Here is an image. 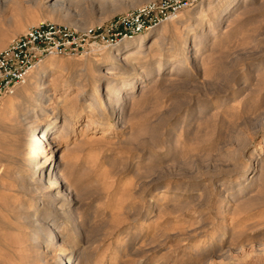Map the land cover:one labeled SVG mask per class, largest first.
<instances>
[{"label":"rangeland","instance_id":"obj_1","mask_svg":"<svg viewBox=\"0 0 264 264\" xmlns=\"http://www.w3.org/2000/svg\"><path fill=\"white\" fill-rule=\"evenodd\" d=\"M157 1L64 0L54 10L0 0V51L42 22L98 35L84 56L44 59L4 101L0 264H264V0H213L137 35L112 28ZM148 33L139 54L110 69L115 53ZM106 69L137 82L118 84ZM26 117L65 130L52 191L74 200L68 206L48 198ZM50 202L65 211L44 214ZM54 216L58 233L46 237L57 248L43 254L36 220Z\"/></svg>","mask_w":264,"mask_h":264},{"label":"built area","instance_id":"obj_2","mask_svg":"<svg viewBox=\"0 0 264 264\" xmlns=\"http://www.w3.org/2000/svg\"><path fill=\"white\" fill-rule=\"evenodd\" d=\"M213 0H159L112 24L124 35H137L149 25L178 17L187 9ZM97 30H77L67 25L42 22L14 37L0 51V115L4 101L49 57H81L97 45Z\"/></svg>","mask_w":264,"mask_h":264},{"label":"bare ground","instance_id":"obj_3","mask_svg":"<svg viewBox=\"0 0 264 264\" xmlns=\"http://www.w3.org/2000/svg\"><path fill=\"white\" fill-rule=\"evenodd\" d=\"M15 1L17 2V4H19V0H15ZM44 1H47L49 3L47 6L50 7V8H52V9H54V10L59 9L64 4V0H44ZM238 1L239 0H231L230 1V5L233 6L236 3H238ZM17 8H18V6H17ZM21 30H23V27L17 29L16 32H19ZM151 35H152L151 33L144 34L143 36H141L140 38H138L136 41L131 42V43L130 42L126 43L124 45L125 50L119 51L120 53H115V57L116 58L110 63V69H117V68H119L120 66H122V63L128 61L134 55L139 54L140 51H141V48H140L141 44L144 43ZM39 68L40 69L38 70V73L39 74L44 73L45 66H41ZM107 69H109V68H107ZM107 69H106V71H104L105 72V75H107L106 77H109L111 79H115L116 77H114L113 75H110L109 72L107 71ZM122 77H120V78L117 77L118 78V81H119V82H117L118 84L123 83V84L130 85V84H134V83L137 82V77H135V76H130L127 79L128 82H125ZM52 78L54 79V77H52ZM46 87H47V84L41 86V90H42L43 93L41 92L40 94L37 95V97H40L41 95H44V90H45ZM112 89H113V84L112 83H108V84H106L104 86V90L103 91H104L105 94H107ZM38 101H40V98L38 99ZM60 101H62V100H61L60 97H58L56 104H54V106H53L54 109H57L58 108V104H59L58 102H60ZM65 102H66V100H65ZM92 105H93V100H86L85 101V107L86 108H89ZM64 107H66V106H64ZM64 109L65 108H63V111H64ZM113 111H114V109L111 110L108 113V115H106V118L105 119H108L109 117H112L114 115V113H115ZM76 116L78 118H80L81 116H83V111H80ZM23 123H24L26 129H28L29 131L31 130L32 133H35V136L38 135L39 150L36 153V156H35L34 159H43L42 162H41V164L38 166V168L39 169L46 168L45 171H44V178H47V180L45 181V191H47L50 194V195H48V198L59 199V200H62L64 202H65V200H68V202L66 203V205L68 206L74 200H72L67 195L64 196V197L63 196L62 197H59V196H57L56 193H54L52 191L53 189L61 186V184H59L58 182H56L55 179L53 178L54 170H55V162L53 163L51 161H52V157H53V151L56 148H58L59 140H60L59 138L62 137L61 134L65 130L64 129H61L60 133H57L56 131H54L52 133H49L50 130H51V128H53L56 125V122L54 120H51V119L48 120V121H46V123L43 124V125H41V124H38L37 125L35 119L30 118V117H26L24 119V122ZM88 125L89 124H86V127L87 128H90V126H88ZM115 125L116 124H114V130L123 127L122 124L116 125V126ZM63 126L66 127V120H64ZM108 129H109V127H108ZM107 133H111V132H109V131L108 132H105V134H107ZM66 155H67V153L61 154L60 160L58 162L59 168L61 167V163L64 160V157ZM51 164H53V165H51ZM34 203H35V205H40L42 203V201L40 200V198H37V199L34 200ZM55 211H61L63 213V211H65V209L63 208V205L62 204H58L56 202H50L48 208L43 213L44 214L45 213L47 214V213H51V212H55ZM57 216L50 217V218H42L41 220H36L42 226L45 225L44 226L45 228L44 227H41L40 230L37 232L38 234L34 238L36 240V244L40 248L41 253H43V254H48V253H50L52 251V249L57 248V246H55V245H56V243L58 241L55 240V237H54V242L52 241L51 243H50V240L46 237L47 234L48 235H51V234H57L58 233V231H56V227H51L54 223H56L57 219H55V217H57ZM59 218H61L62 220H64L65 214H61L60 213ZM44 229H48V232H45ZM65 263L66 264H71V261H69V257H68V259H67V261Z\"/></svg>","mask_w":264,"mask_h":264}]
</instances>
